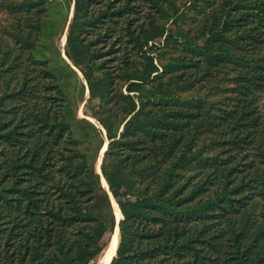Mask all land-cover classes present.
Listing matches in <instances>:
<instances>
[{
    "label": "trees",
    "instance_id": "obj_1",
    "mask_svg": "<svg viewBox=\"0 0 264 264\" xmlns=\"http://www.w3.org/2000/svg\"><path fill=\"white\" fill-rule=\"evenodd\" d=\"M1 12L0 264H264V0Z\"/></svg>",
    "mask_w": 264,
    "mask_h": 264
},
{
    "label": "rangeland",
    "instance_id": "obj_2",
    "mask_svg": "<svg viewBox=\"0 0 264 264\" xmlns=\"http://www.w3.org/2000/svg\"><path fill=\"white\" fill-rule=\"evenodd\" d=\"M15 1H21V0H15ZM58 2H60V3H62V7H65L66 6V0H57ZM72 1V0H71ZM73 15H74V2H73V4H72V8H71V12H70V14H69V20H68V22H67V24H66V27H65V30L64 31H61L60 33H58V35L56 36V37H54V43H55V46H57V48L59 49V50H61V52H62V55L64 56V58L68 61V62H70V60L68 59V58H66L65 56H66V54H65V46H66V41H67V37H66V35L68 34V31L67 30H69L68 28H69V26H70V23H71V21H72V18H73ZM0 19H2L3 20V22H5V23H7L9 20H10V18H9V16H8V14L6 13V12H1L0 13ZM55 19H58V20H60L61 19V14H57L56 16H55ZM77 71H78V73H79V75H80V77L82 78L83 77V75H82V73L77 69ZM90 97V93H89V89L87 88V90H86V100L88 99ZM86 102V101H85ZM85 103H83V104H81V107H80V109H79V116L80 117H84V116H86L85 115V105H84ZM90 120L91 121H93L97 126H99V127H102L101 125H100V123L97 121V120H95L94 118H90ZM104 132H105V130H104ZM107 142H108V140L106 141V143H105V145L107 144ZM105 145H104V147H103V149H102V151L101 152H104V148H105ZM108 146V145H107ZM101 157H102V153H100V157H99V159L97 160V163H96V169H97V171H99V167L101 166V164H102V162H101ZM106 182L104 179H103V177H102V182ZM103 182V183H104ZM104 185H105V183H104ZM107 186V185H106ZM114 200H115V198H114ZM112 201H113V198H112ZM117 202V201H116ZM113 205H114V203H113ZM117 206L118 207H115V205H114V208H115V211H116V216H117V219H119V218H121V216L123 215L121 212H120V205H119V203H117ZM117 208H118V210H119V212L121 213V216L120 217H118V211H117ZM116 233H117V231H116ZM116 235V234H115ZM107 254V253H106ZM101 257V255L99 256V258L96 260V261H94L92 264H102L103 262V258L101 259L100 258ZM100 259H101V261H100Z\"/></svg>",
    "mask_w": 264,
    "mask_h": 264
},
{
    "label": "water",
    "instance_id": "obj_3",
    "mask_svg": "<svg viewBox=\"0 0 264 264\" xmlns=\"http://www.w3.org/2000/svg\"><path fill=\"white\" fill-rule=\"evenodd\" d=\"M68 29H69V28H68ZM67 31H68V30H67ZM66 37H67V35H66ZM65 57H66V56H65ZM66 58H67V57H66ZM107 145H108V142H107ZM106 149H107V147H106ZM106 149H105V150H106ZM105 150H104V152H101V153H102V157H103V155H104V153H105ZM102 157H101V162H102ZM98 172H99L100 174H102L101 166L99 167V171H98ZM102 177H103V175H102ZM103 179L105 180L104 177H103ZM105 181H106V180H105ZM106 185H107V186H106ZM106 185H104V183H103V186H104L107 190H109V185L107 184V182H106ZM110 194H111V193H110ZM111 197L114 198L112 194H111ZM120 212H121V209H120ZM121 213H122V212H121ZM121 219H123V215L121 216V218L117 219L118 223H119V221H120ZM116 231H118V244H117L116 252H115L114 256H112V258H111V260H110V262H109L108 264L111 263L112 259H113V258L116 256V254H117V249H118L119 242H120L119 225H117V228H116L115 232L112 234V236H111V238H110V240H109V244H108V246L106 247V249L104 250V252L102 253V255H101V257H100L101 259L104 258V256H105L106 253L108 252L109 248H110L111 245H112V242H113L114 236H115V234H116ZM101 259H100V261H101Z\"/></svg>",
    "mask_w": 264,
    "mask_h": 264
},
{
    "label": "bare ground",
    "instance_id": "obj_4",
    "mask_svg": "<svg viewBox=\"0 0 264 264\" xmlns=\"http://www.w3.org/2000/svg\"><path fill=\"white\" fill-rule=\"evenodd\" d=\"M106 147H107V144L105 145L104 150L106 149ZM104 183L106 185V182H104ZM113 203H114L115 207H118L117 202H116V200H114V198H113ZM117 211H118V217H120L121 213L119 212L118 208H117ZM117 244H118V231H117L116 235L114 236L111 247L109 248V250H108L107 254L104 256V258L102 259L103 260L102 264H108L110 262L112 256H114V254L116 252Z\"/></svg>",
    "mask_w": 264,
    "mask_h": 264
}]
</instances>
